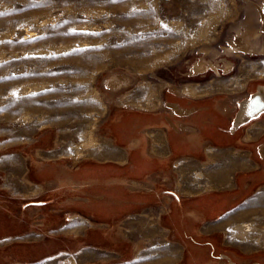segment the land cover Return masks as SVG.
I'll use <instances>...</instances> for the list:
<instances>
[{"label": "rangeland", "instance_id": "rangeland-1", "mask_svg": "<svg viewBox=\"0 0 264 264\" xmlns=\"http://www.w3.org/2000/svg\"><path fill=\"white\" fill-rule=\"evenodd\" d=\"M259 76L264 0H0V264H182L170 237L150 241L143 262L115 235L121 217L159 216L164 195L140 186L152 175L37 153L58 148L59 136V149L69 142L79 156L108 129L135 134L150 119L121 113L132 93L139 107H157L164 89ZM261 84L253 79L246 96Z\"/></svg>", "mask_w": 264, "mask_h": 264}, {"label": "crops", "instance_id": "crops-1", "mask_svg": "<svg viewBox=\"0 0 264 264\" xmlns=\"http://www.w3.org/2000/svg\"><path fill=\"white\" fill-rule=\"evenodd\" d=\"M233 77L216 78L206 88L197 84L164 89L170 97L157 107H139V93H132L131 103L119 104L121 113L150 119L132 125L135 134L122 137L108 129L105 137L99 136V147L83 150L79 156L69 142L59 149V136L54 139L58 148L37 155L50 161L65 157L74 162H114L157 179L140 186L153 196L164 195L155 204L163 207L159 216L150 218L146 210V215L116 220V237L130 240L139 261L150 241L167 236L183 246L182 264H264V113L234 127L240 101L253 93L246 96L248 86L253 79L264 78L251 77L235 86ZM125 82L121 80L118 90ZM60 150L67 154L48 157ZM135 158L158 163L139 168ZM167 202L178 212L167 211ZM152 206L146 204L151 212ZM245 223L262 227L263 234L253 229L246 233L241 228Z\"/></svg>", "mask_w": 264, "mask_h": 264}, {"label": "water", "instance_id": "water-1", "mask_svg": "<svg viewBox=\"0 0 264 264\" xmlns=\"http://www.w3.org/2000/svg\"><path fill=\"white\" fill-rule=\"evenodd\" d=\"M264 113V85H259L249 97L239 103L234 127L240 126Z\"/></svg>", "mask_w": 264, "mask_h": 264}, {"label": "bare ground", "instance_id": "bare-ground-1", "mask_svg": "<svg viewBox=\"0 0 264 264\" xmlns=\"http://www.w3.org/2000/svg\"><path fill=\"white\" fill-rule=\"evenodd\" d=\"M243 39H244V36L242 37ZM241 38V39H242ZM246 39V38H245ZM243 41V40H242ZM245 43H246V41H244ZM248 43V42H247ZM249 44V43H248ZM247 45V44H246ZM236 49V48H235ZM250 50V49H249ZM202 68H206V66H204V65H202ZM121 78H116V79H114V80H112V82H111V86H113V87H117V86H119L120 85V83H121V80H120ZM111 81V80H110ZM187 91H190V90H188L187 89ZM193 91V90H192ZM191 92V91H190ZM78 226V225H77ZM260 245V244H259ZM262 245V244H261Z\"/></svg>", "mask_w": 264, "mask_h": 264}]
</instances>
